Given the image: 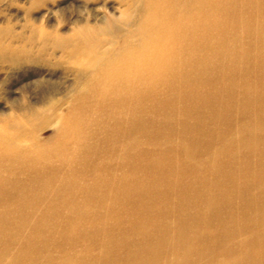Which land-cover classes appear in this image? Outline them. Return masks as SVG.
Returning <instances> with one entry per match:
<instances>
[{
    "label": "rangeland",
    "instance_id": "obj_1",
    "mask_svg": "<svg viewBox=\"0 0 264 264\" xmlns=\"http://www.w3.org/2000/svg\"><path fill=\"white\" fill-rule=\"evenodd\" d=\"M198 1L200 0H157V6L159 10L170 4H185L198 8L204 2ZM128 2L129 0H0V49L3 48L0 53V119L11 122L16 114L20 116L23 112L29 113L34 109L49 112L55 108L57 112L65 114L71 106H75L69 96L81 83L82 67L70 58H65L60 50L52 47L53 44L85 25L97 23L95 26L99 28L112 27L114 21L121 18V12ZM43 41L47 42L48 50L37 56L33 54L34 59L19 57V61L11 62L4 57L7 47L18 50L32 48L37 53ZM234 47H239V44H234ZM237 51L231 47V53ZM229 64L228 67L233 65ZM236 67L244 75H233V78L241 81L245 78L250 80L249 78L255 76L254 72L264 69V65L260 66L252 58L245 62L240 61ZM188 69L189 64L186 63L184 70ZM226 69L217 74L221 82L225 80ZM208 74L215 77L213 72ZM257 86L263 88L261 93L264 94V78L252 86L253 94L249 90L248 94L256 96L254 93L257 92L253 89ZM238 87L240 89L236 92L239 96H236L237 100H243L244 90L241 86ZM222 89V86L218 85H201V90L197 92L198 101H186L189 107L194 104V114L187 119L182 114L185 109L182 103L179 100H176V105L173 103L178 99L174 97L173 90H167L161 84L147 96L144 114L141 112V106L138 109L131 107V103L136 99L135 93V98L127 97L126 103L118 106L115 114L110 108L104 113L101 109L103 102L98 106L95 104L98 98H94L95 100L88 101V106H75L86 114L87 123L84 130L75 129L64 133V126L59 129L56 119L50 122L49 127L40 128L37 133L43 144L41 149L48 150V153H41L38 159L34 157L33 164L29 162L20 169L10 170V177L20 185L0 190V264H8L11 259L12 264H33L31 260L23 257L19 260L16 258L17 261L13 259L22 255L23 250L27 248L32 250L33 256L38 257L40 264H59L60 258H76L79 254L84 258H81L78 264H102L107 236L121 237L125 233L130 240L128 244L116 247L115 254L125 259L129 251L141 249L145 238L136 229L139 219L135 211H140L143 207L142 196L137 192L133 197L126 198V192L128 193L129 186L140 185L138 183L141 178L153 173V168L147 167L149 164L157 163L155 170L161 174L168 156L162 158L158 152L164 147H173L176 151L172 160L177 164V167H174L177 174L173 176L177 181V189L176 192L166 194V203L160 205V209L145 210L146 216L149 217L147 226L152 227L159 216L168 220L172 218L171 221H174L179 210L178 200L185 197L182 198L181 192H188L187 208L195 212L200 205H204L202 198L205 195L221 190L225 180L220 176L225 170L237 174L238 181L235 180L230 189L235 190L239 199L242 195L240 192L246 190L241 185L245 175L255 181L252 186L257 187L255 190L263 188L264 172L259 171V163L261 160L264 162V125H261L262 131L255 132L250 124L257 121L259 125L264 124V103H250L246 110L239 108L235 112H229L226 122L216 126L214 121L220 122L222 118L211 114L210 109H216L215 107L204 106V103H207L204 102L203 95L212 92L226 94ZM212 117H216V120ZM219 117L221 119H218ZM133 118L136 124L133 123ZM140 118L142 122L137 121ZM143 123L148 129L143 127ZM240 128L247 131L246 138L254 140L256 144L252 147L256 148L249 149L253 142H232L231 148L223 146L218 150L224 142H217L215 137L196 142V137L207 134L211 129H217L227 134L226 137H231ZM249 131H252L251 135ZM78 135L81 137L76 140ZM180 135L185 142L173 139ZM26 140L23 142H29ZM39 140L37 141L40 142ZM180 146L186 147L198 161H205L206 158L219 161L211 166L204 164L199 172L189 168L182 172L185 159L179 154ZM249 152H256V157L250 158ZM97 172L104 184L97 189H91L94 185L92 177ZM260 173H263L260 175V178H263L258 181L256 174ZM72 180L80 184V187L73 186ZM188 182L190 186L187 185ZM197 192L200 193L199 197H195ZM261 196L264 199V195ZM238 203L240 208L233 207V210L237 213L235 216H238V222L242 223L253 211L242 207L241 201ZM113 213L120 216L119 222L116 218L112 219ZM222 215L230 214L227 212ZM222 215L212 214L208 220L209 227L203 223L207 229H211L210 231L215 230L213 236L220 232L219 217ZM213 238L208 239L209 244H214ZM32 242L35 243L34 246ZM238 243L239 240L232 241V245L236 247ZM214 249L216 258H223L221 248ZM248 251L249 258L252 257L254 261L243 260L239 264H264V242L263 245H254ZM3 253L7 254L9 260L2 259ZM36 256L34 257L37 259Z\"/></svg>",
    "mask_w": 264,
    "mask_h": 264
},
{
    "label": "bare ground",
    "instance_id": "obj_2",
    "mask_svg": "<svg viewBox=\"0 0 264 264\" xmlns=\"http://www.w3.org/2000/svg\"><path fill=\"white\" fill-rule=\"evenodd\" d=\"M202 1H204L203 5L198 8L185 4H170L159 10L157 0H129L121 12V18L115 20L112 27L103 29L104 26L103 28L101 26L99 28L95 26L97 23L85 25L73 31L70 36L63 37L54 43L53 48H57L65 58H70L82 67L81 83L69 96L75 106L78 104L81 107L88 106V101L98 98V102L95 104L99 106L103 102L101 109L104 110V113L110 108L115 114L117 107L126 103L127 97L135 98L133 95L135 93L136 99L134 103H131V107L138 109L141 106V112L144 114L147 96H150V92L162 84L163 88L173 90L174 97L178 98L173 103L176 105V100L182 103V106L185 107L182 114L187 119L188 116L194 114V104L189 107L186 101L191 99L198 101L199 93L197 92L201 90V85L207 84L213 87L218 85L222 86V90H225L226 94L207 93L203 95V100L207 103V105L204 103L205 107L216 108L210 109V111L211 114L219 115L222 118L220 122L213 120L214 125L219 126L226 122L229 112H235L239 108L246 110L247 107H250V103H264V94L261 93L263 88L257 86L253 89L257 92L254 93L256 96L248 94V90L252 93V86L264 78V69L261 68L259 70L261 72H254L255 76L249 78L250 80H245V78V81H241L233 78V75H244L236 67L240 61L245 62L252 58L260 66L264 65V0H200L198 3ZM161 4L164 3L161 2ZM155 27H159L163 31L157 30ZM233 42L238 43L239 47H234L236 43L233 44ZM231 47L238 51L231 53ZM2 50L3 48L0 49V53ZM46 50H48V45L46 41H43L37 53L32 48L18 50L7 47L4 50L7 53L4 57L8 61L17 62L19 57L34 59V55L43 54ZM228 50L230 55H228ZM186 63L189 64L188 70H184ZM229 63H233V65L228 67ZM225 69V80L221 82L217 74H221ZM209 72H213L215 77L208 74ZM250 77L252 76L250 75ZM238 86L244 90L243 100L241 98L237 100L239 96L236 95V92L240 89ZM218 95H222V97ZM107 100L109 101L107 102ZM75 106H71L65 114L57 112L55 108H52L50 113L46 110L34 109L29 113L23 112L20 116L16 114L11 122L1 120L4 118L0 119V190L18 187L20 184H16V180L10 177L11 171L20 169L21 166H26L29 162L33 164L34 157L38 159L41 157V153H48V150L41 149L43 144L37 133L40 128L49 127L53 119L57 120L59 129L64 126V133L86 128V114ZM220 117L218 119H221ZM215 118L212 117V119ZM137 121L142 122V118ZM133 123L136 124L134 118ZM258 123L257 121L250 124L253 131H262L261 125L264 124L259 125ZM143 127L148 129L145 123H143ZM210 131L196 137V142L215 137L217 142H224V145L218 150L223 146L231 148L232 142H253L252 145L248 143L251 145L249 149L256 148L252 147L256 144L254 140L246 138L247 131L245 132L241 128L231 137H226L227 134L225 135L217 129ZM251 132L249 131L250 135ZM80 137L76 136V140ZM25 139L29 142H23ZM173 139L185 142L181 139V135ZM158 153H161L159 156L162 158L168 156L165 165L162 166L161 174L155 170L157 163L149 164L147 167L153 168V173L141 178L138 183L140 185L129 186L128 193L126 192V198L133 197L137 192L142 196L143 207L140 211H135L139 219L136 229L145 238L142 241L141 249L129 251L128 257L125 259L119 255L118 257L114 252L115 248L128 244L130 238L126 233L121 237L108 235L107 245L103 249L105 254L102 264H239L243 260L253 262L252 257L249 258L248 250L254 245H263L264 242V199L261 196L264 195V186L263 188L259 187V191L255 190L257 187H252L255 185V181H251L245 175L241 185L246 190L240 192L242 195L239 199L236 197L235 190L230 189V186H234V181H238L237 174L225 170L220 176L225 180L222 184L223 187L215 194L205 195L202 198L204 205H200V209L198 208L195 212L188 210V194H186L188 192H181L182 198L185 197L178 200L179 210L176 219L171 221L172 218L168 220L159 216L153 223L154 225L150 227L147 226L149 217L146 216L145 210L160 209V205L166 203L168 196L166 194L176 192L177 189V181L173 178L174 174H177L174 169L177 164L172 160L176 151L173 147L167 149L164 147ZM179 154L185 159L182 172H186L187 168L199 172L204 164L211 166L219 161L208 158L205 161H198L184 146H180ZM248 154L250 158L257 155L256 152ZM259 164V171L264 172V162L261 160ZM261 174L263 173L256 174L258 181L263 178H260ZM93 181L94 185L91 189H97L104 184V180L98 172L93 175ZM17 183L20 182L17 181ZM189 183L188 186L191 185ZM71 184L77 188L80 187L76 181ZM159 184L162 185H160L161 190L158 189ZM199 194L197 192L195 197H199ZM238 201L243 203L242 207L253 211L242 223L238 222V216H235L237 213L233 210V207L240 208ZM227 212L230 215H222ZM212 214L222 215L219 217L220 232L215 236H213L215 230L210 231L211 229L209 230L203 225L205 223L209 227L208 220ZM113 218H116L117 222L121 220L117 213L112 214ZM210 237H214L212 245L208 242ZM233 240H239L237 247L232 245ZM34 245L35 243H33ZM216 247L223 251V258H216L214 249ZM22 253V255L17 254L18 256L13 259L17 261L16 258L19 260L20 257H23V259L31 260L33 264H40L38 257L34 255L37 257L36 259L33 256L30 248L23 250ZM3 258L7 259V254L3 253ZM81 258L84 257L80 254L76 258L63 257L60 258L59 264H78ZM11 260L8 264H12Z\"/></svg>",
    "mask_w": 264,
    "mask_h": 264
}]
</instances>
